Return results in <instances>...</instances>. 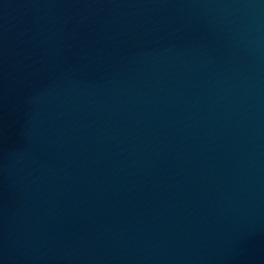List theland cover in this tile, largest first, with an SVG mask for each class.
<instances>
[{
    "label": "water",
    "instance_id": "1",
    "mask_svg": "<svg viewBox=\"0 0 264 264\" xmlns=\"http://www.w3.org/2000/svg\"><path fill=\"white\" fill-rule=\"evenodd\" d=\"M0 264H264V0H0Z\"/></svg>",
    "mask_w": 264,
    "mask_h": 264
}]
</instances>
